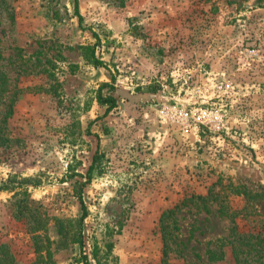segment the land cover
I'll use <instances>...</instances> for the list:
<instances>
[{"label": "rangeland", "instance_id": "rangeland-1", "mask_svg": "<svg viewBox=\"0 0 264 264\" xmlns=\"http://www.w3.org/2000/svg\"><path fill=\"white\" fill-rule=\"evenodd\" d=\"M79 12L82 23L75 0H0V120L21 90L0 149V264H84L82 246L90 264H163L160 218L176 205L168 264H238L239 231L254 263L264 0H79ZM112 75L105 115L99 87Z\"/></svg>", "mask_w": 264, "mask_h": 264}, {"label": "trees", "instance_id": "trees-1", "mask_svg": "<svg viewBox=\"0 0 264 264\" xmlns=\"http://www.w3.org/2000/svg\"><path fill=\"white\" fill-rule=\"evenodd\" d=\"M75 8H76V14L79 18V21H80V23H82L83 22V15L79 12V0H75ZM94 62L96 65H104V61L99 59V58H95ZM15 66H16L15 67L16 70H18L17 71L18 75L27 74L29 72L26 70L28 67L25 68V66L23 64L19 65L16 62ZM115 81H116V77H115V75H112L111 82H104L99 87V93L100 94H99L98 98H99L100 103H102L103 105L106 106L105 115H107L112 109H114L117 106V99L114 95H112V94L104 95L103 94V90L105 88H109V90H115V86H114ZM3 82L5 83L6 81H4V79H3ZM7 85L5 83V88H3V93L9 92L10 89H9V86H7ZM20 92H21L20 89L13 91L11 93L9 99H8L9 101H6L7 106H6V109L4 112L5 116H4L3 120H0V149H1V147L8 145L10 140H11L10 137L8 136V133H7V119L14 114V104L18 100V94ZM153 92H155V90H153ZM4 100H7V99H4ZM98 141H99L98 147L94 153L93 162H92V164L88 170L89 174H91L96 162L99 159V152H100V147H101V139L99 137H98ZM89 180L90 179L88 178L87 181H85L84 183H81L82 188L89 183ZM4 187L9 188L8 185L5 186V184L3 185V188ZM0 188H2V187H0ZM26 194L28 195L27 191H25V192L18 191V192H15L14 196H13L14 198H16L14 203H12L15 216L18 218H22V219L23 218L25 219V217L28 214H30V216H32V207H31L29 200H27V198H26ZM78 198L80 200V203H81L82 209H83V214L81 216V221H83V219L87 215V206H86V203L84 201L83 195L81 193L79 194ZM178 208H180V206L176 205L174 209H169V210L163 212V214L160 218V224H161L163 240H164V250H163L164 256H163V260H162L163 264H168L167 259L169 256V251L171 249L170 240L172 239V236L168 232V228L170 227V225H168L167 219L173 218V216L176 213V211L178 210ZM34 219L36 220V225L34 228L37 230L41 227L42 220L40 217H38L37 213L35 214ZM234 235H235V239L237 240V242L241 246H244L246 248L255 246V244L252 242V240L249 237H247V234L245 232L239 231V234L236 233ZM258 239H259L258 245L261 246L258 251L262 252L264 250V238L258 236ZM241 246H239V247H237V245L233 246V253L236 257V261L238 264H264V252L260 254L259 258L257 260H255L254 263H250L249 257H248V259L247 258L243 259L241 257L240 254L243 253ZM81 249H82V253H83L84 264H90L89 261L87 260L88 257H87V254H85L83 246ZM215 255H216V252H214V256ZM8 258H9V256L6 254L4 257V260H7L8 264H14L12 258L11 259L10 258L8 259Z\"/></svg>", "mask_w": 264, "mask_h": 264}]
</instances>
